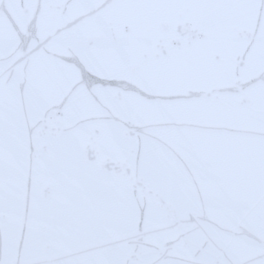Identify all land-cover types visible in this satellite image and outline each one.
Returning <instances> with one entry per match:
<instances>
[{"label": "snow or ice", "instance_id": "snow-or-ice-1", "mask_svg": "<svg viewBox=\"0 0 264 264\" xmlns=\"http://www.w3.org/2000/svg\"><path fill=\"white\" fill-rule=\"evenodd\" d=\"M0 264H264V0H0Z\"/></svg>", "mask_w": 264, "mask_h": 264}]
</instances>
